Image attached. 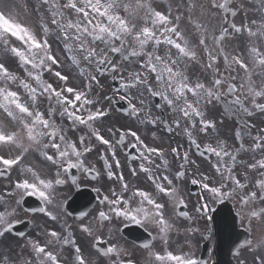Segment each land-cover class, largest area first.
I'll return each mask as SVG.
<instances>
[{
  "label": "snow or ice",
  "instance_id": "1",
  "mask_svg": "<svg viewBox=\"0 0 264 264\" xmlns=\"http://www.w3.org/2000/svg\"><path fill=\"white\" fill-rule=\"evenodd\" d=\"M66 61L79 86L61 71ZM101 77L119 88L105 94ZM119 101L130 118L175 130L188 147L150 146L130 128H105ZM218 104L240 125L235 150L220 132L224 120L212 115ZM257 114L264 116V0H0V176L9 174L0 185V264H139L137 247L143 264H216L190 244L172 249L171 237L181 218L189 222L186 237L201 231L193 221L208 233L225 201L235 209L231 228L247 234L240 241L237 233L236 264H264V127L253 122ZM193 148L208 154L207 170ZM127 149L135 154L122 164L118 152ZM93 153L102 168L88 162ZM72 169L112 182L94 187L97 207L77 217L87 244L61 223L69 213L60 186L82 182ZM188 183L199 186L190 209ZM26 197L41 206L25 208ZM29 212L43 213L53 227L17 242L21 251L13 255L6 242ZM130 224L150 237L132 250L121 241ZM89 246L96 259L85 255Z\"/></svg>",
  "mask_w": 264,
  "mask_h": 264
},
{
  "label": "flooded vegetation",
  "instance_id": "2",
  "mask_svg": "<svg viewBox=\"0 0 264 264\" xmlns=\"http://www.w3.org/2000/svg\"><path fill=\"white\" fill-rule=\"evenodd\" d=\"M253 122H255L257 124L258 127H264V124L261 123L262 120H264V116L260 115V114H257L256 116H254L252 118ZM227 123L230 125V128L228 130H225V129H221L220 128V132L222 134L223 137L227 138L228 139V143L232 146V149L235 150L236 147L239 146V141H236L235 138H234V133L235 131L240 127L239 123L237 122L236 118L233 117V116H230L227 120ZM247 143V142H246ZM245 158L247 159L248 157L245 156L244 153H241V158ZM171 163L172 161V158L170 156L167 157ZM126 159H124V162H122V164H126ZM175 167V165H173V168ZM125 172L127 173V169L125 168L124 169ZM105 183L108 184V180L104 181ZM104 190H102L103 192ZM107 238V235L105 234L104 235V239ZM121 241L124 242L126 241L127 242V246L130 248V250L133 249V246H138L134 243H132L131 241H129L127 238H125L122 234L121 236ZM135 255H136V259L138 262L140 263H143L144 261V252L142 249H139L138 247L135 249Z\"/></svg>",
  "mask_w": 264,
  "mask_h": 264
},
{
  "label": "rangeland",
  "instance_id": "3",
  "mask_svg": "<svg viewBox=\"0 0 264 264\" xmlns=\"http://www.w3.org/2000/svg\"><path fill=\"white\" fill-rule=\"evenodd\" d=\"M162 2V0H161ZM235 46V45H233ZM70 64V61H66L65 63V66L63 69H61V71L64 73V74H67L69 75V84L70 85H76V86H79L80 85V80L77 78V73L74 69L70 68L68 65ZM10 67H15L14 65H10ZM46 78H48L50 80V82L54 83V86L56 84V78L52 77V78H49L46 74ZM46 107V105H45ZM212 115H216V108L213 109L212 111Z\"/></svg>",
  "mask_w": 264,
  "mask_h": 264
},
{
  "label": "water",
  "instance_id": "4",
  "mask_svg": "<svg viewBox=\"0 0 264 264\" xmlns=\"http://www.w3.org/2000/svg\"><path fill=\"white\" fill-rule=\"evenodd\" d=\"M226 214H227L229 220L231 221L232 220L231 216L228 213H226Z\"/></svg>",
  "mask_w": 264,
  "mask_h": 264
}]
</instances>
